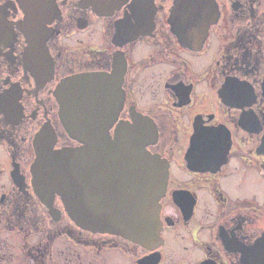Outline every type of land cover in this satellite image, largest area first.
<instances>
[{
  "label": "flooded vegetation",
  "instance_id": "af4514ba",
  "mask_svg": "<svg viewBox=\"0 0 264 264\" xmlns=\"http://www.w3.org/2000/svg\"><path fill=\"white\" fill-rule=\"evenodd\" d=\"M55 3L32 59L21 4L0 0V264H264V0H123L104 14ZM86 73L109 90L107 134L140 136L168 166L155 240L81 228L34 186L41 130L55 149L80 145L56 89Z\"/></svg>",
  "mask_w": 264,
  "mask_h": 264
},
{
  "label": "water",
  "instance_id": "95a60500",
  "mask_svg": "<svg viewBox=\"0 0 264 264\" xmlns=\"http://www.w3.org/2000/svg\"><path fill=\"white\" fill-rule=\"evenodd\" d=\"M18 1L25 15L19 26L27 39V58L29 54L30 58L38 59L43 51L46 54V23L57 12V4L55 0ZM82 1L104 14L123 0ZM5 20L0 9V30ZM97 78L87 73L75 74L57 87L61 122L80 145L55 149L53 130L46 127L41 130L34 141L36 158L31 166L34 186L47 203L48 197L60 195L81 228L147 243L155 240L162 229L159 209L168 166L146 149L140 136L132 140L124 134L115 138L107 134L109 124L98 121L101 112L97 100L109 90L99 85ZM95 162L103 167L90 169ZM103 173L107 175L105 180L111 181L115 176L117 196L105 194L101 184ZM108 186L111 190L114 187L111 183Z\"/></svg>",
  "mask_w": 264,
  "mask_h": 264
},
{
  "label": "rangeland",
  "instance_id": "374dc122",
  "mask_svg": "<svg viewBox=\"0 0 264 264\" xmlns=\"http://www.w3.org/2000/svg\"><path fill=\"white\" fill-rule=\"evenodd\" d=\"M84 264H86V261H84ZM109 264H111V263H109Z\"/></svg>",
  "mask_w": 264,
  "mask_h": 264
}]
</instances>
